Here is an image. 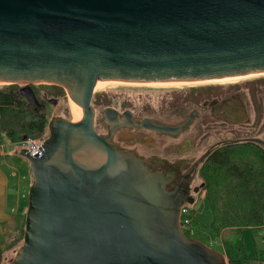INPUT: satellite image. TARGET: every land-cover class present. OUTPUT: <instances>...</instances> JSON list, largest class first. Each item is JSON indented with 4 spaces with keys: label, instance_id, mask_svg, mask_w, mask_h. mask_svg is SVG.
I'll return each mask as SVG.
<instances>
[{
    "label": "water",
    "instance_id": "water-1",
    "mask_svg": "<svg viewBox=\"0 0 264 264\" xmlns=\"http://www.w3.org/2000/svg\"><path fill=\"white\" fill-rule=\"evenodd\" d=\"M259 73L264 0H0V80L22 84L33 107L30 83L58 85L78 105L72 117L52 107L42 144L19 149L31 183L22 243L6 264H228L180 230V199L159 175L96 133L91 99L96 81ZM188 112L182 104L148 116L173 124ZM192 117L140 127L176 134ZM248 141L264 150V139Z\"/></svg>",
    "mask_w": 264,
    "mask_h": 264
},
{
    "label": "rangeland",
    "instance_id": "rangeland-1",
    "mask_svg": "<svg viewBox=\"0 0 264 264\" xmlns=\"http://www.w3.org/2000/svg\"><path fill=\"white\" fill-rule=\"evenodd\" d=\"M11 84H14L17 88L23 86L17 83L1 82L0 88H7ZM29 86L33 90L37 100L44 103L47 119L52 107L60 116L72 117L68 103L69 98L63 88L48 83H30ZM227 91H238L236 94L245 102L248 119L246 121L247 123L242 125V127L249 128L251 122L257 120L258 126L256 134H261L264 127V73L243 76L232 80L192 82L184 85L132 83L128 81L111 82L100 89L93 90L91 106L95 112V129L99 130L96 115L107 107H112L117 110L127 109L137 116L161 114L182 104H187L189 111L196 107L201 108V111H205V108L200 106L203 99H209L213 94L217 95L218 93ZM48 100H54L55 103L51 104ZM206 118L212 121L210 115L206 114ZM196 126L197 121L194 123V127ZM216 126L219 125L216 123ZM207 129L209 130H207L204 135L205 138L201 143L204 146L213 144L222 138L226 140L233 138L238 134V130H241V128L235 127L233 130L235 132L234 135V133L232 134L231 132L218 134L219 132L212 130L214 128ZM44 132L42 134H44ZM252 133L255 134L254 131H252ZM253 134L248 133V135ZM0 145L4 146L2 153L5 154L4 158L0 157V166L7 172L10 171V174L14 178L13 180L17 182V186L14 188L11 187L9 190V206L13 207L11 203H15L18 193H23L24 198L20 199V205L23 207L25 206L24 210L18 213L17 232L13 234L15 239L7 245L14 244L15 240H19L10 249H5L2 254V264H6L13 258L15 250H17L22 243L20 237L24 229L26 201L31 177L27 160L19 155V149L24 148V145L21 142L9 143L1 131ZM199 182H202L200 175L197 180V183ZM204 194L205 190H201L194 202L187 206L194 211V216L198 220L197 229L203 236L204 244L220 252L221 243H219V239L214 236L210 230L209 223L211 221V211L207 201L204 199ZM11 213L16 214L14 208H12ZM11 229H13V226ZM242 237L245 249L251 253L253 251V245L249 231L243 230ZM257 238L258 236H256V239ZM7 245L0 248H6Z\"/></svg>",
    "mask_w": 264,
    "mask_h": 264
},
{
    "label": "trees",
    "instance_id": "trees-1",
    "mask_svg": "<svg viewBox=\"0 0 264 264\" xmlns=\"http://www.w3.org/2000/svg\"><path fill=\"white\" fill-rule=\"evenodd\" d=\"M18 90L14 84L0 88V131L11 143L40 135L47 125L45 112L28 104ZM199 175L211 211L210 230L228 264H264V150L250 142L227 145L211 155ZM189 216L194 231L186 236L203 242L192 209ZM243 230L252 239L251 253L244 247ZM14 244L0 248V264L4 250Z\"/></svg>",
    "mask_w": 264,
    "mask_h": 264
},
{
    "label": "flooded vegetation",
    "instance_id": "flooded-vegetation-1",
    "mask_svg": "<svg viewBox=\"0 0 264 264\" xmlns=\"http://www.w3.org/2000/svg\"><path fill=\"white\" fill-rule=\"evenodd\" d=\"M237 92L227 91L217 95L213 94L211 98H205L200 103L206 112L201 111L199 107L192 108L182 121L173 122V124L149 116L139 117L127 109L117 110L107 107L113 109L116 114H110L105 119L104 110H102L101 117L97 119L99 130L95 129V123L94 129L98 135L108 136L107 142L113 148L128 151L139 159L146 174L159 175L163 190L179 197L181 205H189L188 201L193 203L203 190V183H197L200 167L210 161L215 151H221L230 144L250 142L248 141L250 138L264 139V127L261 134H256L257 120L251 122L249 128L242 127L247 123L248 112L245 102L236 94ZM48 102L51 103L50 100ZM36 108L45 112V105L42 101H39V106ZM190 114L193 115L190 123L183 126L176 134L158 133L140 127L143 119H149L157 124L181 125ZM206 114L210 115L212 121L206 118ZM196 121L197 126L194 127ZM216 123L219 126H216ZM235 127L241 130H238V134L233 138L228 140L222 138L208 146L201 144L205 138L204 135L209 130L207 128H214L212 130L219 132L218 134L231 132L235 135L233 131ZM248 133L253 135H248Z\"/></svg>",
    "mask_w": 264,
    "mask_h": 264
},
{
    "label": "crops",
    "instance_id": "crops-1",
    "mask_svg": "<svg viewBox=\"0 0 264 264\" xmlns=\"http://www.w3.org/2000/svg\"><path fill=\"white\" fill-rule=\"evenodd\" d=\"M2 149H4V146L0 145V157L4 158L5 154L2 153ZM13 179L10 171L7 172L0 166V247L6 246L15 239L13 234L17 232L18 213L25 208V206L20 205V199L24 198L23 193L16 195L15 203H11L13 207L9 206V190L11 187L17 186L16 180ZM12 208H14L16 214L11 213ZM12 226L13 229H11Z\"/></svg>",
    "mask_w": 264,
    "mask_h": 264
},
{
    "label": "built area",
    "instance_id": "built-area-1",
    "mask_svg": "<svg viewBox=\"0 0 264 264\" xmlns=\"http://www.w3.org/2000/svg\"><path fill=\"white\" fill-rule=\"evenodd\" d=\"M42 135L40 134L38 136L32 137V138H26L25 140H20L27 150H34L35 148H38L42 144ZM190 209L187 205H180L179 207V217H178V223L180 230L186 235H192L193 234V228L191 227V218H190ZM220 243V240H219Z\"/></svg>",
    "mask_w": 264,
    "mask_h": 264
},
{
    "label": "bare ground",
    "instance_id": "bare-ground-1",
    "mask_svg": "<svg viewBox=\"0 0 264 264\" xmlns=\"http://www.w3.org/2000/svg\"><path fill=\"white\" fill-rule=\"evenodd\" d=\"M254 74H245V75H238V76H232V77H222V78H215V79H208V80H196V81H184V80H180V81H145V82H135V81H128V82H132V83H149V84H173V85H184V84H188V83H192V82H211V81H225V80H232V79H237V78H241L243 76H251ZM257 75V74H256ZM1 82H6V81H2ZM111 82H122V81H96L95 85L93 87V90L96 89H100L103 86L107 85L108 83ZM153 82V83H151ZM69 108H70V112L71 115L74 116L76 115V113L78 112V105H76L75 103H73L70 99H69Z\"/></svg>",
    "mask_w": 264,
    "mask_h": 264
}]
</instances>
